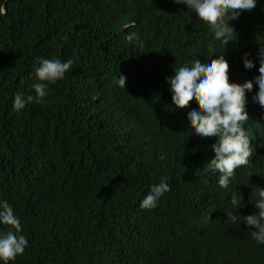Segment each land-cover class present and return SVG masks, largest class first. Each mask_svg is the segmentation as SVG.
I'll use <instances>...</instances> for the list:
<instances>
[{"label": "trees", "instance_id": "16d2710c", "mask_svg": "<svg viewBox=\"0 0 264 264\" xmlns=\"http://www.w3.org/2000/svg\"><path fill=\"white\" fill-rule=\"evenodd\" d=\"M229 23L223 49L172 0H0V200L28 240L11 264H264L253 229L225 216L236 214L234 192L245 203L239 216L256 212L251 191L264 188L257 86L246 93L244 124L253 154L225 190L208 164L215 138H200L186 120L198 104L175 109L166 83L175 68L219 55L230 83L258 75L264 0ZM131 32L139 40L126 39ZM51 58L72 59V67L48 85L44 103L13 111L14 94H33L38 62ZM120 75L125 89L115 83ZM161 179L171 191L141 209Z\"/></svg>", "mask_w": 264, "mask_h": 264}, {"label": "clouds", "instance_id": "9594fccd", "mask_svg": "<svg viewBox=\"0 0 264 264\" xmlns=\"http://www.w3.org/2000/svg\"><path fill=\"white\" fill-rule=\"evenodd\" d=\"M176 5L184 6L188 12L194 13L197 20L211 29L212 36L223 49L232 42L233 28L231 21H236L241 12H251L258 0H172ZM64 40L68 36L63 37ZM129 41L139 40L135 32L127 35ZM247 52L241 56L243 67L252 69L255 65L248 58ZM259 67L258 75L251 81L242 84L230 83L228 76L229 65L223 55L207 62L194 59L189 65H182L173 70V75L166 78L171 94V104L175 109H186L191 101L198 107H192L186 112V120L193 126L192 131L200 138H215L211 144L214 154L208 163L219 175L217 185L227 190L235 170L249 164L253 154L250 139L244 129L249 120L246 110V93H252L253 85L257 86L254 103L264 109V45L257 50ZM72 59H40L35 69L37 82L32 84L33 94L25 96L17 91L13 97V111L23 110L27 104H41L48 95V85L62 80L72 67ZM118 87L125 89L126 77L120 75L115 81ZM255 187V186H254ZM171 191L166 179L150 186L147 194L140 202V208L145 210L157 207L160 199ZM254 196L252 205L256 212L247 216H239L237 210L245 207L242 195L231 194L229 204L236 214L225 212L226 221L236 224L242 218L250 231L251 239L257 245H264V188L255 187L251 191ZM248 203V201H247ZM0 226H9L7 231H0V264H11L17 256L22 255L28 246V240L21 235V223L14 214L7 200H0Z\"/></svg>", "mask_w": 264, "mask_h": 264}]
</instances>
